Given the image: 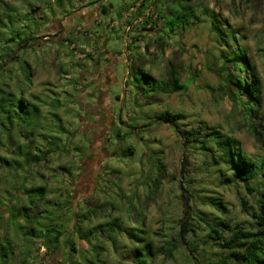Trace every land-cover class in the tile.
<instances>
[{"label":"rangeland","instance_id":"rangeland-1","mask_svg":"<svg viewBox=\"0 0 264 264\" xmlns=\"http://www.w3.org/2000/svg\"><path fill=\"white\" fill-rule=\"evenodd\" d=\"M4 2L25 13L31 29L40 24L44 31L38 35L49 34L33 49L15 45L31 65L26 100L32 94L43 99L35 100L39 126L19 141L47 152L24 170L0 167V237L7 232L13 243L10 264H87L86 258L95 257L97 264H134V245L124 232L105 225L84 239L74 231V226L82 232L115 218L125 227L142 228L154 251L166 241L175 245L173 255L155 251L152 264H224L220 259L227 251L206 238L208 228L195 211L248 227L254 193L241 182L221 183L217 169L224 165L212 163L216 151L200 140L209 126L239 140L251 154L258 142L249 133L250 119L220 86L217 56L225 42L211 28L208 11L218 15L227 33L237 31L257 72L261 106L252 120L264 137V0H0L1 12ZM178 9H191L199 19L168 30ZM153 10L162 17L155 24L144 22ZM139 67L161 83L172 68L186 88L145 96L139 92L148 84L133 72ZM164 110L179 113L174 125L157 118ZM186 129H199L197 140L185 142ZM23 177L24 188L17 190ZM31 185H43L45 194L30 212L46 207L64 226L54 248L15 234L9 210L26 202ZM219 200L225 213L213 203ZM181 228L198 247L195 259L184 250Z\"/></svg>","mask_w":264,"mask_h":264},{"label":"trees","instance_id":"trees-1","mask_svg":"<svg viewBox=\"0 0 264 264\" xmlns=\"http://www.w3.org/2000/svg\"><path fill=\"white\" fill-rule=\"evenodd\" d=\"M4 5L6 8L3 12L0 11V167L13 166L17 171L19 169L24 170L29 162L40 161L47 151L38 147L36 150H32L31 145L25 141H19L21 137L30 136L39 126L36 117L39 105L35 100L41 101L43 99L37 94H32L31 101L26 100L24 94L27 90L25 86L30 79L31 65L26 57L18 52L15 45L22 43L33 49L39 45L38 41L41 38L48 40L46 38L49 34H45L43 37L38 35L44 31L40 24L31 29L30 23L26 22L27 15L25 13H18L17 9L7 2H4ZM29 6L31 7V4ZM102 10L106 11V6H103ZM153 11H148V17L144 22L151 21L155 24L162 17L158 12ZM203 11L206 12L208 9L204 8ZM208 13L211 16V28L225 42L224 51L217 56L220 61L219 77L222 80L220 86L232 101L233 106L239 107L242 115L250 119L248 130L257 140L258 150L252 154L248 153L243 149L239 140L231 138L223 130L205 127L204 136L200 142L210 152L216 151L217 158L211 160L213 164L224 165V167L217 169L220 182L223 184L241 182L247 191L254 193L253 202L249 205L252 221H247L250 225L244 227L241 225L242 222L231 225L230 221H225L219 215L214 218L205 217V213L200 209H197L195 214L208 228L206 238L213 241V245L227 251V254L220 259L222 263L264 264V137L252 120L255 111L261 106L260 79L254 66L248 61L245 48L238 43L237 31L231 30L227 33L222 28L223 23L219 20L218 15L213 10L208 11ZM190 18L199 19L191 9L181 11L178 9L173 12V22L168 24V30L173 29L175 25L187 23ZM21 21L25 22L21 24ZM133 38L137 39V35H134ZM64 40L73 42L67 37ZM127 47L129 49L131 46L127 45ZM85 55L91 58L89 52ZM133 72H138L145 78L148 86L139 92L145 96L159 89L171 92L186 88V85L180 81L172 68L168 69L169 79L163 83L158 78L144 72L142 67ZM29 105L32 109L29 108ZM157 118L174 125L180 115L164 110L157 115ZM197 131L199 129L184 130L185 142H189L192 137L197 140V137L194 136ZM36 134L38 135V133ZM226 169L230 170L229 174L226 173ZM24 183L25 177H23L17 190L23 189ZM25 192H27L26 202L17 209L11 207L9 210L15 234L39 238L43 246L54 248L64 230L62 222L54 221L53 213L46 207H42L36 213L30 212L32 208L43 203L45 187L43 185H31L25 189ZM213 203L216 204V208L226 212V206L221 200ZM241 203L243 206L246 205V201L243 199H241ZM80 216L88 220L86 213ZM18 217L24 218L25 222L18 223L16 220ZM42 219H48V224H45ZM105 225H107L108 230L124 232L128 241L134 245L131 255L134 264H152L156 252L173 255L176 249L172 242L166 241L161 248L155 249V252L152 243L145 240L146 233L142 228L140 230L137 227H125L116 218L105 222V224H97L92 229L88 228L82 232H80L79 227L74 226V231H79L78 236L80 238L87 239L96 228L103 230ZM178 235L185 243L186 254L193 259L197 258L198 247L192 241L185 239L183 228L180 229ZM111 242L113 248H118V242L113 238H111ZM94 247L100 246L94 245ZM12 248L13 243L9 234L7 232L5 235L2 234L0 237V264H10L13 256ZM29 250L31 249H27L25 252ZM98 252H95L96 256ZM85 261L87 264H97L99 259L97 257L95 259L86 258ZM71 264L73 263L71 262ZM196 264L203 263L198 261Z\"/></svg>","mask_w":264,"mask_h":264}]
</instances>
